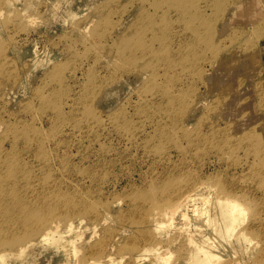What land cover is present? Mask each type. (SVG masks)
<instances>
[{"label":"rangeland","instance_id":"obj_1","mask_svg":"<svg viewBox=\"0 0 264 264\" xmlns=\"http://www.w3.org/2000/svg\"><path fill=\"white\" fill-rule=\"evenodd\" d=\"M183 3L179 17L168 10L151 24L159 22L153 32L163 41L154 45L161 47L165 59L164 66L153 67L157 75L151 80L147 59L128 61L126 42L138 36L132 24L143 7L157 13L156 0H1L0 60H12L20 74L16 80L9 75L0 80V145L10 149L15 134L17 145L24 148L27 131L42 142L39 157L46 144L56 142L58 147L42 159L43 170L38 160L20 164L28 170L16 191L30 193L27 183L37 178L42 197L53 203L76 199L80 204L86 197L87 214H66L70 210L61 207L64 213L53 215L50 227L57 230L49 239L18 235L14 243L1 241L0 264H86L80 262L82 255L87 250V258L92 257L88 249L96 240L118 244L143 237L133 223L146 214L147 230L140 232L151 238L148 247L168 249L174 263L183 240L178 222L156 214L169 192L197 187L200 208L224 194L248 207L250 193L264 197V0H223L221 7L218 0H196L204 12L198 19ZM180 42L185 51L192 42L197 47L195 57L184 54L187 61L177 66L173 52ZM78 96L95 101L90 106ZM14 194L3 196L13 203ZM45 207L55 213L54 205ZM33 210L32 216L39 213ZM70 221L75 227L67 230ZM254 234L248 231L246 236ZM60 236L67 241L69 256L58 245ZM239 240L232 243L234 257L244 264H264L255 257L260 245ZM26 241L21 258L17 248ZM74 246L77 253L70 251ZM143 251L134 249L129 256Z\"/></svg>","mask_w":264,"mask_h":264},{"label":"bare ground","instance_id":"obj_2","mask_svg":"<svg viewBox=\"0 0 264 264\" xmlns=\"http://www.w3.org/2000/svg\"><path fill=\"white\" fill-rule=\"evenodd\" d=\"M183 1H184L183 5H190L191 8L189 9L188 12L192 13L196 17V19H198L200 16L204 15V12L202 11V8H201L202 6L199 4L196 5V0H186V1L185 0H156V4H154V6L157 7V9H156L157 13L155 14V13L149 12L148 10H144L145 8L143 7V9L141 10L142 12H140L141 14L139 15L140 16L139 20L136 23L132 24V25H136V28H138L139 30L137 32L138 36H134L135 39L133 41L128 40L126 42V45H127L126 48H127V50H129L127 53L128 54L127 55L128 61H130L131 59H137L138 57H140V60L147 59L146 61H148L149 67L151 69L150 70L151 75H149L148 77L151 80H153L155 74L157 75V72L155 73L153 67L154 66L160 67L161 65L164 66L163 63H165L164 53H161V47L154 45L156 42H160L162 40L161 36H158L159 34H154V32H153V28L155 26H158L159 22H157V24L155 26H152L151 24H154L155 19H157L159 17H163V15L168 13L170 10L172 13L176 12V16L173 15V17H179L180 11H181L179 7ZM0 2H1V0H0ZM218 2H219V5L221 7L223 0H218ZM208 4H209V2H208ZM2 6H4V3ZM69 12H70V10H69ZM1 14H0V16H1ZM0 23H1V20H0ZM243 29L245 30V28H243ZM8 30H9V28H8ZM199 30L200 29L195 31L196 37H199V32H200ZM240 30H241V28H240ZM252 31H250V32H252ZM262 32H264V31H262ZM7 33H9V32H7ZM202 33L204 34V32H202ZM231 33H232V30H231ZM261 35H263V34H261ZM259 36L260 35H258V38H259ZM255 37H257V36H255ZM128 42H130L129 43L130 45H128ZM255 43H256V41H255ZM177 45L179 46L178 49L175 50L174 52L172 51L173 54L177 55L175 58L176 61L174 62L175 65L181 66V65H183V63H185L187 61L184 54H187L190 56L192 55L193 57H195L196 53L194 54V51H196L195 47H197V44L195 42H192L188 46L189 49H187L186 51L184 49L185 46H181V45H183L181 42L178 43ZM154 51H157V52L154 53ZM1 56H0V58H2ZM3 58H5V57H3ZM0 62H1L0 63V80H3V77H5L6 75L12 76L14 78V80H16L15 79L16 77L19 78L18 75L20 74L19 73L20 70H16L17 66L15 67V69H13V67H12L13 64H11L12 60H10V59L3 60V61L0 60ZM188 63L190 64V61L187 62V65H188ZM7 64H8V67H7ZM194 64H196V63H194ZM5 66H6L7 70L4 69ZM198 67L199 66H197V69L199 70ZM1 68H2V70H1ZM74 76H73V78H74ZM60 77L61 76H59V80H60ZM178 77H180V76H178ZM106 80L108 81V79H106ZM47 82H50V81H47ZM50 83L52 85V82H50ZM2 85H3V83H2ZM94 85H93V88H94ZM256 85H255V87H256ZM15 86H16V84L14 85V87ZM48 86H47V89H48ZM96 86L98 87L97 84H96ZM14 87L12 86V88H14ZM101 88H99V89L102 90ZM99 89H97L96 92L94 91V93L95 94L99 93L98 92ZM81 90H83V89H81ZM91 90L93 91L92 88H91ZM258 90H260V89H258ZM263 91H264V88H263ZM81 92H79V93H81ZM85 92H87V89L85 90ZM88 92H90V91H88ZM88 95H90V93H88ZM262 95L264 96L263 93H262ZM71 96H72V94H71ZM78 97H79V99H81L80 96H78ZM172 97L174 98V100L176 99V102L178 99V102L181 106L180 96L175 95ZM72 98H73V96H72ZM140 99H142L141 96H140ZM170 100H171V98H170ZM71 101H72V99H71ZM81 101H82V103H85V104L91 106V105H93L95 99H93L92 102H91V100H87V102H86L82 99H81ZM106 101L104 104H107ZM80 103H78V104H80ZM72 104H75V99L72 102ZM72 104L70 105V107L73 108ZM74 108L72 109L73 111H74ZM183 108H184V110L181 111L180 115L185 117L184 115H185V113L187 114L186 109L188 107L185 106ZM81 109H83V107ZM93 109H94V107L92 106L91 112H93ZM180 109H181V107H180ZM94 112H96V111H94ZM83 113L86 116V110ZM80 114H81V112H80ZM80 114H79V116H80ZM171 114H172V112H171ZM177 116H179V114ZM173 117H171V118L173 119ZM177 118L178 117H176V115H175L173 122H174L175 126L178 127V123H177L178 119ZM78 121H80V120H78ZM184 121L185 120L182 119V122H184ZM180 125H181V123H180ZM14 126L12 127L13 130H14V128L17 129ZM12 128H11V131H12ZM81 129H82V127H81ZM15 131H17V130H14V132ZM69 131H71V130H69ZM8 132H9V130H8ZM82 132H84V131H82ZM89 132H90V130H89ZM23 134H24L23 137H26L28 139V141L25 144L26 146L22 149H20V147L17 145V139L14 138L15 134L13 135V138L10 141V143L12 145L10 149H5L2 147L3 146L2 144L0 145V242L6 240V243L7 242L8 243H14V240L16 238H18V237L21 238V237H23V235H25V237L23 238L24 240L27 238H30V237H34V236H37L39 239H44V240L49 239L50 236L55 232L54 230H57V227H53V228L50 227L52 224L51 223L52 220H55V219H53L54 214H56V213L63 214L64 212L66 214L68 213V214H73V215L76 212H79V213L83 212V213L87 214V202L85 201V200H87L86 197H84V196L82 197V200H80L81 201L80 204H77V202H79V201L76 199H74L75 202L67 201V203H62V205L58 202L53 203L48 198V196L46 198L42 197L43 190L42 189L39 190L41 188V183L37 178H31L27 183L28 190L30 193H28V194L24 193V194L20 195L17 192L19 182H21V180L25 177L24 172L28 170L26 167H21L20 164L24 163V164L29 166L30 163L32 164V162H34V161L36 162L38 160V162L40 163L38 165L40 167H42L41 170H43L45 168V164L42 163V161L47 160L49 157H51V155H53V152L55 151V147H57L56 142H54L53 143L54 145L50 146V147L48 146L49 144H46L45 151H44V149L41 150V151H44V154L41 157H39L37 155V149H38V147L40 148L42 145L41 140L39 138H36V133H33V132L29 133L27 131H24ZM59 135H57V136H59ZM182 135H183V133H182ZM245 137L248 139V135H245ZM82 138H83V135H82ZM0 139L2 141L4 139V137L2 139V137L0 136ZM51 144H52V142H51ZM67 147H68V145H67ZM78 149H79V147H78ZM30 175H34L32 169L30 170ZM63 175L64 174L61 173L62 177H63ZM66 179H68V178H66ZM90 179H91V177H90ZM178 189L179 188H177L176 191L173 190L172 192H169L168 195H165L166 196V199H165L166 205L159 208L156 212V214L158 216H162V217L170 216L171 222L173 220H177V222H178L176 227L179 229L178 231L181 233L180 236L183 238V240H182L181 245H180V247L182 249L180 248L179 256H177V259L174 263L169 261L170 256H171L170 254H172V253H170L168 249L160 248L159 246L148 247V245L150 244L148 242L151 241V238L147 237L145 234L140 232V230H147L146 229L147 219L149 216L147 214H146V218H143V220H139V218H140L139 217V218H137V222L133 223L134 231L137 233V235L141 234L143 237H141L138 240L136 238L127 239V240H124V243L119 241L118 244H116V241L114 239L96 240L95 243L90 245V247L88 249V252H90V254H92V257L87 258V250H86L83 253V255H82L83 258L80 260V262L86 263V264H122V261L124 260L125 256H128L125 258L124 264H171V263L172 264H244L241 261V257H234L233 256V251L231 248L233 245L232 243L240 241L239 239H241L242 241H246L248 243H252L255 246L260 245L259 246L260 251L255 257L260 256L259 261H262V260L264 261V234H260L262 231H264V197L260 198L259 196L251 195L253 193L249 192L250 196L249 197L247 196V197H248V200H250V207H248V206L242 205V203L236 201L235 198L227 196L229 194H224V196H217V197H214L213 199L209 198L210 205L205 207V208H200L196 203V199L198 197H197L195 190H197V187L191 188V186L188 187V185H187L182 190L181 189L178 190ZM223 189L227 190L229 193H232V191L234 192L233 187H229L225 184H223ZM8 193L11 195L15 193L13 195V198H14L13 203H10L8 197L3 196V194L6 195ZM241 193H245L244 189H242ZM205 200H207V199H205ZM44 203H46L50 206L54 205L55 213H50V211L47 207L44 208ZM71 205L73 206V208H71ZM61 207L69 209L70 211L67 212L64 210V212H63ZM35 208L39 210V213L32 216V212L35 211L33 209H35ZM43 208H44V210H43ZM91 216H92V218L95 217L92 214H91ZM73 226H74V224L70 221L66 224L65 229L71 230L72 228L75 227V226L74 227ZM248 231H252L253 233H255L254 237H252L253 239H255L254 241H252L251 237L246 236V233L248 234ZM60 238H61V236L59 237V239ZM16 243H17V241L15 242V245H16ZM27 243H28V241H26L22 245H19V247L17 248L19 256L22 255L21 258L24 255V254H22V252L24 250V247L27 245ZM23 245H25V246H23ZM58 245L61 248V250H63V254L69 256V248L67 246L68 244L64 238H61L59 240ZM124 247H127L129 249H126ZM137 248H143L144 249L142 255L133 254V255H131L133 257L129 256V254L131 252H133L134 249L136 250ZM121 250H123V251L121 252ZM70 251H72V253L73 252L77 253L78 249L74 246V247L70 248ZM246 251H249V249ZM181 252H182V254L180 255ZM149 255H150V257H149ZM227 255H229L231 258H229V257L223 258L224 256H227ZM146 256L149 257V259H147ZM1 257L2 256L0 255V258Z\"/></svg>","mask_w":264,"mask_h":264},{"label":"crops","instance_id":"obj_3","mask_svg":"<svg viewBox=\"0 0 264 264\" xmlns=\"http://www.w3.org/2000/svg\"><path fill=\"white\" fill-rule=\"evenodd\" d=\"M251 6H252V4H251ZM253 6H255L254 4H253ZM255 8V10L257 9V7H254ZM252 11H254V9H252ZM253 14V13H252Z\"/></svg>","mask_w":264,"mask_h":264}]
</instances>
